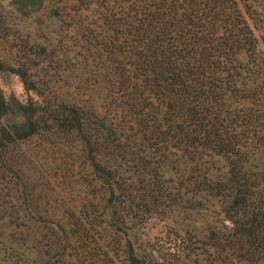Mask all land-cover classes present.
<instances>
[{
	"label": "trees",
	"instance_id": "1",
	"mask_svg": "<svg viewBox=\"0 0 264 264\" xmlns=\"http://www.w3.org/2000/svg\"><path fill=\"white\" fill-rule=\"evenodd\" d=\"M66 1L76 3L66 50L19 49L0 21V38L15 55L0 67L43 98L23 104L0 88V180L33 204L25 165L10 155L39 134L47 135L56 177L71 174L72 163L89 167L90 179L77 180L89 199L51 219L25 209L30 220L56 223L55 246L32 264H57V254L72 264L70 248L78 262L114 264L118 243L126 264H264V170L256 169L264 152V55L240 2ZM244 1L252 17L264 14V0ZM3 3L31 16L46 0ZM67 73L80 74L71 82ZM96 93L100 105L82 104ZM216 157L228 161L225 178L209 175ZM211 200L222 227L202 237L185 223L172 227ZM156 224L178 241L167 253L158 243L160 259L138 253L133 239Z\"/></svg>",
	"mask_w": 264,
	"mask_h": 264
},
{
	"label": "rangeland",
	"instance_id": "2",
	"mask_svg": "<svg viewBox=\"0 0 264 264\" xmlns=\"http://www.w3.org/2000/svg\"><path fill=\"white\" fill-rule=\"evenodd\" d=\"M3 1L0 0V21L5 19L6 22L2 33L8 31V33H12L16 38L15 43L19 49L24 48L29 43L46 46L50 51L66 50L67 47L71 46V34L68 32L70 20L68 17L76 15L73 10L76 3L67 2L66 0H46L45 7L40 12L25 16L8 8ZM238 1L246 13L249 24L254 29L264 55V14L253 15L252 17L246 10L245 1ZM58 12H60V16ZM61 15L63 16L61 17ZM61 19H64V21ZM13 49L10 44L0 38V59L7 63H14L12 62V58L15 56ZM45 64H48V62ZM67 74V79L73 82L78 73ZM0 88L7 97L15 96L23 104L30 101L43 103V98L37 92L27 90L19 75L8 68L0 67ZM82 99V104L88 108L90 105H100L97 103H101L103 98L96 93L91 97ZM45 136L47 135L39 134L26 139L21 143L23 145L22 149L13 150L14 152L10 155L13 160L16 159L25 165L23 169L25 170L29 190L33 192V204L28 201L24 203L19 198L22 195L18 190L19 188L13 187L7 179L0 180V228L1 230L5 229L6 233L17 234L16 239L13 240L7 236L8 234L1 235L2 231H0V251L7 255L5 256L0 252V264H32L36 259L45 257V253L55 246L54 241L56 240L52 230L56 223L53 224L51 220L40 222L30 220L25 209L33 206L45 215L43 216L44 219H47L52 211L63 214L72 203H78V200L84 198L85 200L89 199L90 189L88 188V192L84 188L79 190L81 186L77 181L83 178L90 179V176H88L89 167L85 166L82 161L75 164L70 161V164L72 163L69 166L72 169L71 174L69 173L68 176H62L61 178L56 177L54 172L57 163H53L52 156L46 154L48 144L45 143ZM67 151L69 153L74 152L73 148H69ZM63 161L61 160V162ZM207 164L209 175L212 178L222 179L228 175L229 164L225 157H216ZM256 165V169L264 170V152L259 154ZM49 182L52 183L50 186ZM84 184L87 185V183ZM205 205V208L208 207V209L188 211L185 214L186 218L183 219L184 217L180 216L178 223L176 225H174L175 223L172 224V227L178 225L184 227L183 223H185L184 225H189L185 227L192 229L193 235L200 237L212 229L216 230L222 227L221 216L212 212L213 210L220 211L218 202L216 200L206 201ZM24 216H26V219H24ZM48 219H51V216ZM60 220L63 221L64 219ZM16 224L19 225L18 228ZM3 238L6 241L1 243ZM133 239L138 253L141 252L153 259H160L159 254L153 250L154 248L160 249L158 243L164 245L161 253H167V250L178 245L177 237L165 224L151 225L145 233L141 229L137 232L133 231ZM116 248L111 253L115 261L114 264H126L124 252L121 250L122 247L119 243L116 244ZM69 253V258L73 259L72 264L74 262L75 264H86L84 256L81 258V262H78L73 256L78 253V250L70 248ZM60 256L57 254L54 257L57 264H67V261L61 259Z\"/></svg>",
	"mask_w": 264,
	"mask_h": 264
}]
</instances>
